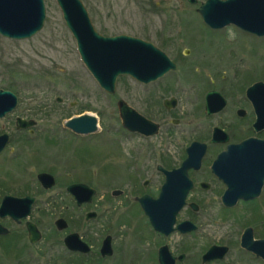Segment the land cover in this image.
Instances as JSON below:
<instances>
[{
    "label": "flooded vegetation",
    "instance_id": "obj_1",
    "mask_svg": "<svg viewBox=\"0 0 264 264\" xmlns=\"http://www.w3.org/2000/svg\"><path fill=\"white\" fill-rule=\"evenodd\" d=\"M89 17L100 37L143 42L130 43L122 62L153 48L169 69L155 79L120 75L112 95L89 73L116 99L117 123L103 129L96 118L97 131L82 134L62 122L67 139L56 125L20 115L14 94L16 107L0 118V246L12 245L27 264H264V59L234 63L223 53L233 54L241 38L258 45L264 37L203 24L218 43L196 38L191 48L211 64L186 70L170 51L190 55L182 44L194 38L179 24L107 35ZM121 81L136 104L119 96ZM108 134L117 141L111 158L124 162L97 173L88 146Z\"/></svg>",
    "mask_w": 264,
    "mask_h": 264
},
{
    "label": "rangeland",
    "instance_id": "obj_2",
    "mask_svg": "<svg viewBox=\"0 0 264 264\" xmlns=\"http://www.w3.org/2000/svg\"><path fill=\"white\" fill-rule=\"evenodd\" d=\"M45 5V22L42 31L35 37L13 41L0 36V90H8L20 96V115H35L42 124L56 125L59 138H64L65 131L60 130V124L68 117L84 111L98 119L101 128L116 126V99L105 95L90 79L88 72L76 58L71 35L62 22L61 13L55 0H43ZM89 16L94 15L97 27L107 35L120 32L144 34L160 27H179L186 29L185 33L194 38L189 56L183 51L171 49L183 64L195 69L201 62L211 64L209 59L203 61L200 53L191 47H196V38L205 44L218 43L215 38L207 37L205 28L198 18L196 9L200 2L191 5L186 0H80ZM196 36V37H195ZM156 38L159 36L156 35ZM199 40V41H200ZM234 45L233 54L223 50L225 60L234 61L242 57L243 62L249 59H264V44L256 40L240 39ZM198 42V41H197ZM215 50V47H214ZM211 54V52H210ZM235 54V55H234ZM216 61V58H215ZM194 66V67H192ZM243 68V63L241 70ZM209 70L205 72L207 75ZM188 72H185L187 78ZM192 78L201 80L197 74ZM191 78V79H192ZM190 79V80H191ZM119 96L130 104L138 101L137 93L129 83H119ZM60 98L62 102L56 103ZM73 107H70L72 106ZM71 109H68V108ZM17 113V114H18ZM67 135V134H66ZM112 134L94 140L91 148V166L93 170L110 169L120 166L124 160L111 158L112 151L117 148V141ZM97 141V142H96ZM99 151V153L97 152ZM102 152V153H101ZM105 168V169H104ZM99 174L92 179V184L99 186ZM0 246V264H27L18 253L13 252L12 245ZM5 247V248H4Z\"/></svg>",
    "mask_w": 264,
    "mask_h": 264
},
{
    "label": "water",
    "instance_id": "obj_3",
    "mask_svg": "<svg viewBox=\"0 0 264 264\" xmlns=\"http://www.w3.org/2000/svg\"><path fill=\"white\" fill-rule=\"evenodd\" d=\"M55 1L67 27L77 39V49L81 59L100 87L107 93H114L116 79L121 74L142 80L146 77L155 79L169 69L170 64L167 58L153 48L150 49V58L135 57V61L132 59L122 62L121 53L130 52L131 49L127 48L130 43L142 44L143 42L127 36L100 37L93 31L88 12L80 0ZM195 1L187 0L190 4H195ZM197 13L210 28L234 24L246 32L264 36V0H207L200 4ZM44 21L43 0H0V35L8 40L32 38L42 29ZM15 106V95L0 91V118L10 113ZM128 113V110L124 108L126 121L131 124V115ZM18 122L21 121L18 120ZM66 127L82 134L94 133L97 129V120L91 115H83L68 121ZM3 139H5L4 136ZM4 203L0 208V214L6 211ZM0 234H6L1 227Z\"/></svg>",
    "mask_w": 264,
    "mask_h": 264
}]
</instances>
